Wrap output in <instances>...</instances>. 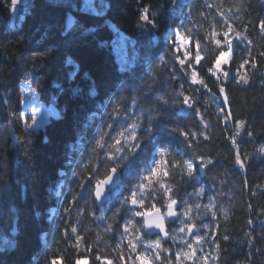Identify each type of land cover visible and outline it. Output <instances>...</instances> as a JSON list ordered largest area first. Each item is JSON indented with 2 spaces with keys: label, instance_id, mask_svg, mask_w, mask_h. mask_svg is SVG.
I'll return each instance as SVG.
<instances>
[{
  "label": "trees",
  "instance_id": "trees-1",
  "mask_svg": "<svg viewBox=\"0 0 264 264\" xmlns=\"http://www.w3.org/2000/svg\"><path fill=\"white\" fill-rule=\"evenodd\" d=\"M66 1L0 26V264H264V0ZM24 86L58 110L37 129ZM170 200L165 241L136 213Z\"/></svg>",
  "mask_w": 264,
  "mask_h": 264
},
{
  "label": "rangeland",
  "instance_id": "rangeland-1",
  "mask_svg": "<svg viewBox=\"0 0 264 264\" xmlns=\"http://www.w3.org/2000/svg\"><path fill=\"white\" fill-rule=\"evenodd\" d=\"M14 5L17 7L19 6L21 8V11H23L24 8H27V4L29 3L30 0H11ZM51 1H56V2H67L66 0H51ZM89 0H86L84 4H87ZM13 8V7H12ZM26 10V9H25ZM12 11V10H11ZM20 14V13H17ZM252 30V27H250V31ZM178 48L179 50L184 54V55H189V50L186 48V42L183 41L181 43V40H179L178 43ZM223 53H226L227 55L224 57V60L227 62H222V64H227L229 63L232 55V48H230ZM220 57V56H219ZM217 65V63H216ZM176 78H179L176 79ZM183 82V83H182ZM168 89H169V101H180L185 98H187L188 91L189 90V85L183 80V77L180 76L179 74L170 75L168 79ZM24 91V117L28 119V126L32 128H39L42 127L45 122L48 120L50 116H56L58 114V110L55 106L50 105H44L38 102L36 95L32 89H30L27 86H24L23 88ZM228 94H230L229 89H227ZM82 262L84 259L79 260Z\"/></svg>",
  "mask_w": 264,
  "mask_h": 264
},
{
  "label": "snow or ice",
  "instance_id": "snow-or-ice-1",
  "mask_svg": "<svg viewBox=\"0 0 264 264\" xmlns=\"http://www.w3.org/2000/svg\"><path fill=\"white\" fill-rule=\"evenodd\" d=\"M142 19H147L146 16H142ZM261 28L264 29V21H261ZM225 37H227V33H225ZM181 43H183V41H181ZM217 43H219V41H217ZM227 54L226 53H221L220 54V57L217 59V68L219 69L220 67V64L222 62H227L226 60H224V57L226 56ZM261 55H264V53H262ZM197 60L199 61V56H197ZM181 63H183V61H181ZM194 77H195V74H193ZM245 82H247L245 80ZM224 89L223 87L221 88V92H223ZM185 103H187V98H185ZM249 135H251V133H249ZM192 165L191 164H188L187 165V168H188V172L189 174H191L192 172ZM158 169H153L152 171V176H156L158 174ZM164 175H167V173H164ZM107 181H101L98 183L97 185V196H99V191H100V187H99V184H102V183H106ZM141 187H144V185H141ZM131 203L132 204H136L137 203V199L135 198V194H133V197H132V200H131ZM140 203H143L142 201H140ZM173 204H175V201L173 200H170L167 207H168V215H172V206ZM160 212L159 209H157L154 205L149 208L147 211H144V212H137L136 214L138 216H144V217H147L148 219L145 220V224H153L155 223V226L160 228L162 231H163V221H162V218L159 217L157 214ZM153 215H157V218L156 220H152L151 217ZM79 239V238H78ZM225 239H227V237H225ZM249 243H251V241H249ZM129 246L134 250L135 249V244H133L131 241H129ZM154 247L156 248H159L160 247V243L159 241H157L154 245ZM191 247V246H190ZM192 255H194L193 252H186L184 253V256L185 258H191ZM136 259L140 262V264H149V261L147 260L146 257H143V256H137ZM157 259H159V257L157 256ZM77 264H82L81 261H77ZM83 264H87V258H84V261H83Z\"/></svg>",
  "mask_w": 264,
  "mask_h": 264
},
{
  "label": "water",
  "instance_id": "water-1",
  "mask_svg": "<svg viewBox=\"0 0 264 264\" xmlns=\"http://www.w3.org/2000/svg\"><path fill=\"white\" fill-rule=\"evenodd\" d=\"M222 100H223V103H224L225 108L227 110L228 118H229V120H231V115L229 113L226 97L223 96ZM105 180L107 181L106 183L99 184V187H100L99 196H97V185L98 184H96V186H95L94 196H95L96 204L98 206H102L106 201L109 200V198H110L109 193H110V191H112L117 186L118 180H119V175L115 174V173H111L106 179H104L102 181H105ZM157 215L162 218L163 231L160 228L156 227L155 223L150 224V225L145 224V220L148 218L143 216L145 231L149 234H158L162 237L163 240L167 241L169 237H168L167 224L166 223H167V221H171L175 215V204H173V206H172V215H168V209H167V212L165 214H163V212L160 210V212ZM157 215H153L151 217V219L156 220Z\"/></svg>",
  "mask_w": 264,
  "mask_h": 264
},
{
  "label": "built area",
  "instance_id": "built-area-1",
  "mask_svg": "<svg viewBox=\"0 0 264 264\" xmlns=\"http://www.w3.org/2000/svg\"><path fill=\"white\" fill-rule=\"evenodd\" d=\"M28 5V4H27ZM14 6L13 2L11 0H0V26L6 27V29H9L12 23V7ZM23 8V6L21 7ZM21 8L18 6V13L16 15V18H19L22 12L26 9L24 8L22 12Z\"/></svg>",
  "mask_w": 264,
  "mask_h": 264
},
{
  "label": "clouds",
  "instance_id": "clouds-1",
  "mask_svg": "<svg viewBox=\"0 0 264 264\" xmlns=\"http://www.w3.org/2000/svg\"><path fill=\"white\" fill-rule=\"evenodd\" d=\"M151 131H152V128H151V127H147V128H145V131H144V132L149 133V132H151ZM125 132H127V133H129V134H133V133L135 132V129H134V128H127V129H125ZM133 139L136 140V141H139V140H140V137H139V136H135V135H133ZM157 149H158V148H157ZM121 150H122V146H121V147H118L115 151H116L117 153H119ZM135 150H136V146L133 145V147H132L131 149H129V152H135ZM156 151H157V150H156ZM128 156H129L128 153H125V155L122 156V157H120V159H121V160H125V159H127ZM115 170H116V168H113V169H112L113 172H114ZM110 179H111V178H110ZM138 188H143V187H141V185H139ZM157 191H159V189H157ZM137 194H138V193H137Z\"/></svg>",
  "mask_w": 264,
  "mask_h": 264
},
{
  "label": "crops",
  "instance_id": "crops-1",
  "mask_svg": "<svg viewBox=\"0 0 264 264\" xmlns=\"http://www.w3.org/2000/svg\"><path fill=\"white\" fill-rule=\"evenodd\" d=\"M17 13H18V7L16 5H14L12 8V18L13 19H16Z\"/></svg>",
  "mask_w": 264,
  "mask_h": 264
}]
</instances>
